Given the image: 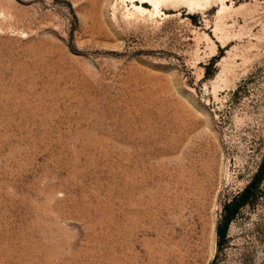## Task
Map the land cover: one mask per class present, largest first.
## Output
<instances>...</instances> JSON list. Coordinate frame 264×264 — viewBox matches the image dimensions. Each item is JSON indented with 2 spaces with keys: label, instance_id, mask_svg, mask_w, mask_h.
<instances>
[{
  "label": "rangeland",
  "instance_id": "obj_1",
  "mask_svg": "<svg viewBox=\"0 0 264 264\" xmlns=\"http://www.w3.org/2000/svg\"><path fill=\"white\" fill-rule=\"evenodd\" d=\"M131 4L0 0V264H264V0Z\"/></svg>",
  "mask_w": 264,
  "mask_h": 264
},
{
  "label": "bare ground",
  "instance_id": "obj_2",
  "mask_svg": "<svg viewBox=\"0 0 264 264\" xmlns=\"http://www.w3.org/2000/svg\"><path fill=\"white\" fill-rule=\"evenodd\" d=\"M129 1L132 2L131 5L133 6L135 14H139V15L147 14V15L155 16V13H158L161 8L172 10L182 5L187 6L188 9L191 11L197 9L206 10V9L214 8L217 2H220L222 5V9L220 13L229 11L227 5L224 4V0H129ZM146 6H149V8L152 7V10L151 9L148 10ZM226 70H227L226 67H224L223 72L218 76L219 81L226 82L225 80Z\"/></svg>",
  "mask_w": 264,
  "mask_h": 264
}]
</instances>
